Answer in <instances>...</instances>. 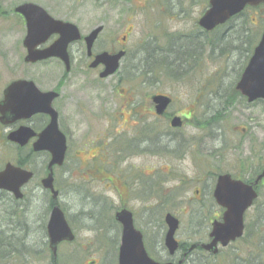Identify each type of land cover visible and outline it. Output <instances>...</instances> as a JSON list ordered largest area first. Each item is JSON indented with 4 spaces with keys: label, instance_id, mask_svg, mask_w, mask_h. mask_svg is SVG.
Wrapping results in <instances>:
<instances>
[{
    "label": "rangeland",
    "instance_id": "obj_1",
    "mask_svg": "<svg viewBox=\"0 0 264 264\" xmlns=\"http://www.w3.org/2000/svg\"><path fill=\"white\" fill-rule=\"evenodd\" d=\"M206 2L207 0H170V11L167 13L161 10L162 6L153 5L151 0H110L106 3L105 0H81L76 3L68 0H43V4L49 7V13L52 16L72 22L81 30L82 34L88 33L99 24H104L105 31L99 36L97 50L105 48V51L109 52L110 49L118 47L119 44H124L122 47L128 53L127 59L122 61L119 70L114 75L105 78V120L103 122L101 121L100 101L95 95H88L92 99L89 104L90 108L85 113L73 110L72 101L65 106L62 129L69 136V152L67 154L68 160L60 174L59 204L65 212L67 221L75 234V239L73 242L62 244L59 247L58 264H90L92 262L93 264H113L116 250L112 248L114 246L112 241L116 238L114 236H102L104 229L97 231L96 234L86 230L85 226L90 225L88 221L82 222V225H77L76 220H73L75 211L79 206L76 203H80L79 200H90L87 199L90 197V193L93 194L92 198L96 197V200H102L100 197H105V200L112 201L113 205L118 207L120 206L119 200H125L126 204V200H145L140 199L141 196L138 193H133V191L137 189V184L141 180L148 181V175L151 177L153 174L157 175L161 181L167 180L166 177H169L173 169L182 171L186 169L184 173L188 178L205 175L207 181L208 179L210 181L212 177L209 176L216 175L219 170L231 171L237 160L246 162V158H248L246 155H248L247 151L249 150L254 156V167L264 161V101L258 100L247 104L234 92L240 73L260 39L264 27V9L248 15L254 19V25L249 23L248 26L252 40L247 44H241L237 40L238 35H235L233 31V25L237 19L218 27L210 34L201 32L197 26V20L206 9ZM9 17L10 13L8 12L2 16L0 14V38H3V41L7 43V45L3 44L6 48L14 51L13 57H11V67L22 68L21 41L24 37L23 29ZM240 23L241 21L236 25ZM163 33L171 36L170 42L172 43L169 44L171 49L170 62L174 63L171 68H167L164 64L163 66L161 60L157 66L152 67L154 47L166 49ZM123 36L126 37L125 42L121 40ZM1 51L0 48V54ZM79 59L80 53L78 52L74 57V70L81 65L79 62L82 61ZM186 59H190L187 64H185ZM129 65L135 67L134 73L129 70ZM54 68H57L54 64L45 67L46 70ZM183 70H186L185 74L182 72ZM188 70L194 71L190 74L187 72ZM152 71L159 81L158 85L161 91L168 92L174 98L170 110L185 114L191 113V120L189 122L184 121V128L176 135V143L179 139L187 140L188 138L189 143H191L192 137L202 136L197 125L194 124L197 118L207 117L205 114L208 109H215L219 115H222L217 120L216 126L217 130L220 129L217 134L221 141L213 140L210 133L206 132L201 137L205 148H203L202 153L198 152V148L192 149L190 147V153L194 155L195 159H197L195 156L197 152L199 156L204 158L207 169L202 171L196 168L194 165L197 163L194 164V158H189L190 156L181 160L174 159L169 156L170 154L160 152L152 154V151H139L125 155L127 153L120 151L123 139H130L134 133H139V127L150 126L153 123L147 117L145 125L140 126L137 118L146 117L144 112L132 120V114L128 118L127 113L135 107H137L136 110L140 107L148 108L149 99L146 100V96L152 94L151 88H149ZM94 77L96 75L93 74ZM89 78L93 79L92 77ZM132 105L134 106L130 107ZM210 115L211 112L208 116ZM210 118H214V114ZM157 128L159 131L163 129L162 126ZM241 129L245 131L243 132ZM209 132L212 133V131ZM102 138L101 142H105L107 162L114 164L112 166L107 164L105 167V175H108L109 179L114 182L105 180V187L104 182L99 180L98 176H93L94 179H91L84 172H81L79 169L82 166L78 167L79 159H75L73 156V153L82 148L83 145ZM165 143V140L160 142L159 138L158 141L155 140L156 145L165 146ZM145 147L146 145L142 143V148ZM169 147L177 148L174 143H170ZM216 147L222 148V158L215 166L214 155L208 154L214 153ZM157 148L158 150L162 149L158 146ZM87 152L84 151L79 155V158L82 159L83 156L86 158ZM240 153L243 155L242 158H239ZM120 155H122L121 160L115 161V158L120 157ZM6 158L8 157H0V161ZM91 173L95 174V172ZM121 175L123 176L122 180L127 179L128 187L115 183V178H118L119 181ZM174 184L173 181L168 182L161 193L160 190L158 191L156 200H167V203L174 204L172 212L180 219L176 239L179 243L191 244L198 241L200 237L196 233L197 225L199 226L202 222L204 226L206 223L194 211L196 210V200L204 199V196L196 195L195 191L198 189L192 183L188 187L185 186L183 193L181 188L174 189ZM175 190L178 197L189 205L179 204L182 200H177ZM169 191L171 192L165 196L164 194ZM174 195L176 198L172 200ZM36 200H39L38 203H40L44 199L38 195ZM150 201L130 202L136 212H139V210L149 206L146 204ZM263 202L262 198L258 199L255 206L245 216V222L253 234L249 238L246 237L249 241L248 244L245 242L237 244V247H240L237 249L238 254L248 264L264 263ZM160 210L159 208L158 211ZM41 213L42 211L38 208H34L32 215L29 216V223L39 224ZM157 219L158 223H154V228H146L149 231L147 237L152 242L153 249L148 242L146 245L148 250L152 251L150 254L154 258L167 256L164 248H161L165 229L158 228L161 220L159 217ZM145 220L146 217L142 215V222ZM142 222H138L139 227H143ZM33 225L25 235L26 237H23L22 233L13 235L12 231L5 232L4 236L10 234L9 240H12L11 237L13 236L18 244L23 239L25 250L22 249L21 253L10 254L9 259L11 261L1 264H24V260H28L26 264H50L46 237L42 230L37 231ZM8 229L14 230L13 227ZM109 240L112 246L105 251V242ZM0 248L2 249V246ZM192 258L193 256L190 260ZM221 259L215 261L212 258L206 264H228L225 258ZM190 260L185 264H196V261Z\"/></svg>",
    "mask_w": 264,
    "mask_h": 264
},
{
    "label": "flooded vegetation",
    "instance_id": "obj_2",
    "mask_svg": "<svg viewBox=\"0 0 264 264\" xmlns=\"http://www.w3.org/2000/svg\"><path fill=\"white\" fill-rule=\"evenodd\" d=\"M68 1L76 3L81 0ZM109 1L110 0H105V3ZM151 2L153 3V5L162 6L161 10L163 12L168 13L170 11V0H158V2L157 0H151ZM207 2L205 6L206 9ZM25 4L38 6L42 8L51 18L70 23L67 20L55 18L54 16H52L49 13V7H46L43 4V0H0L1 16L4 13H10L11 19H13L14 23H16L18 26L20 25L22 27L24 33V37L21 41V47L23 50L21 62L22 68L14 67L13 65V67H11V57H13L14 51L6 48L3 44L7 45V43L3 41V38H0V48L3 51H1L2 57H0V157H8L0 161V171L3 170L7 164H10L17 168L29 171L32 174L31 179L20 189L22 193L21 198L17 199L10 192L0 189V230L10 231L8 228L13 227V229H16L18 231L17 233H22L23 235L27 234V232L30 230V228H32L33 225L32 223H29V216L32 215V210L34 208H38L40 211H42V216L39 217V224L33 225V227L36 228L37 231L42 230L45 235L47 220L53 207L56 205L60 207V174L63 166L65 165V162L68 160L67 154L69 152V136L67 135L65 130L62 129V119L64 118L63 113L65 111V106L67 105V103L72 101L73 110H77L80 113H85L86 110L90 108L89 104L92 99L88 95H95L100 101L101 121L103 122L105 120V77H101V73L104 72L105 65L101 63L97 64L95 67H91V65L94 63L95 58L98 55H101L103 53H107L108 55H115L119 52H122L124 53V55L120 60V67L122 61L127 59L128 53L122 47L124 44H119L118 47L116 46L113 49H110L109 52L105 51V48H101L98 50L96 49L99 36L105 31L104 24H99L91 29L88 33L82 34L81 30L71 22L70 24L75 25L78 29L80 39L69 42L65 49L68 57L69 70H66L64 62H62L58 57H49L47 59L38 60L35 62H26L25 58L28 52L27 48L23 45V41L27 34V21L23 15L17 12V9ZM261 9L263 10L264 6H260L258 8H245L241 13H239L229 21L233 22V20L237 19V21L234 23L235 25H233V31L235 35H238L237 40H239L241 44H247L252 40V38L250 37L251 35L248 26L249 23L254 25V19L250 18V16L248 15L256 13ZM35 18L37 20V18L39 17L36 16ZM38 21L42 22L41 19ZM239 21H241V23L236 25ZM97 28L101 29L97 34V37L93 41L89 53L87 50L85 38L89 36V34L94 29ZM200 30L201 32L206 34L203 29L200 28ZM163 35L165 38L164 44L166 45V49L163 50L157 46L154 47L152 67L157 66V64H159V60H161L163 62H161V64H164L165 66H167V68H171L172 66H174V63L170 62L171 49L169 44L172 43L170 42L171 36L170 34L164 33ZM59 37L60 35L58 33L51 34L43 43L36 47V50L43 51L48 49L54 44L55 41H57ZM125 39L126 37L123 36L121 38L122 42H125ZM200 48L201 47L199 46V49ZM78 52L80 53L79 60L82 62H79V64L81 65L76 70H74V57ZM189 62L190 59H186L185 64ZM50 64H54L57 68L46 70L45 67L49 66ZM61 67H63V70H61ZM128 67L131 73H134L135 67L132 65H129ZM193 71L194 70H188L187 72L191 74V72ZM182 72L185 74L186 70H183ZM93 74L96 75V77L93 78ZM87 76L92 77L93 79H90L89 77L87 78ZM15 82H23V85H18L14 89V91L11 92L9 88ZM158 82L159 81L156 79L154 71H152L149 84V88H151L152 94L146 96V100L149 99L148 108L140 107L138 110H136L137 107H135L134 109L127 112L128 118H130V115L132 114L131 120L136 119V117H139L140 115H142L141 113L144 112V115L146 117L137 118L140 126L145 125V122H147V117H149L147 119H150L151 123H153L150 126L139 127V133H134L130 139H123V144H121L120 151L127 153L125 155H130L139 151H152V154L160 152L162 154H170L169 156L173 157L174 159L181 160H183L187 156H190L189 158H194L193 163H197L196 165H194L196 168H199V170L202 171L204 169H207L205 168L204 158L199 156L198 152L202 153L205 149L203 146V139L201 137H203V134H206V132L210 133V136L213 140L221 141L220 136L217 134V131H220V129H216L217 117L214 116V118H210L211 115L208 116L206 113L205 115L207 117H201L200 119L197 118L194 125H197V129L200 131L202 136H197L196 138L192 137L193 140L191 143H189V138L187 140L179 139V141L176 143V135L181 131L182 128H184V121L189 122L191 120V113L188 112L187 114H185L181 112L179 113V111H171L170 108L174 103V98L171 97L168 92L161 91ZM30 83L33 84L32 87H34L35 89L30 86L32 85ZM51 95L52 97L50 99ZM158 95L166 96L171 99L170 103L165 107L160 115L157 112V104L152 100L154 96ZM20 99H22L25 109L21 113H11L10 109L15 107L17 105V101ZM240 99L245 100L242 97H240ZM45 105H49L50 108L56 113L57 131L63 134L66 140L64 164L62 166L54 165L51 167L52 185L53 190L57 192V201H55L56 199L53 200L51 191L44 189L42 186V180L49 174L50 171L49 163L52 155L51 150L54 143L53 141L56 137L55 131H53L52 129H49L47 131V128L51 121V113L41 110V107ZM133 106L134 105L130 107ZM19 115L20 117H17ZM175 118L179 120V125L177 126L172 125V121ZM158 126H162L163 129L159 131L157 128ZM241 130L243 132L245 131L244 129ZM209 131H212L213 136ZM158 138L160 139V142H163V140H165L166 145H156L155 140L157 139L158 141ZM102 140L103 138L101 140H93L92 142L87 143V145H83L82 148H79V150L77 149V151L73 153V156L75 157V159H79L78 167L82 166L79 169L81 172H84L91 179H94L92 178L93 176H98V179L104 182L105 187V180L114 183L109 179L108 175H105V167L107 166V164L108 166H112L114 164H110L107 162L108 159H106L105 157V142L102 143ZM142 143L146 145L145 148H142ZM170 143L176 144L177 148H170ZM157 146L162 149L158 150ZM190 147L192 149L198 148V152L195 153L197 159H195L194 155L190 153ZM221 150L222 148L216 147L214 153L208 154L214 155L215 160L213 162L214 164L216 163L215 166L222 158ZM84 151H88L86 153L88 154V156L86 155V158L83 156L82 159L79 158V155L84 153ZM240 152L242 153V151ZM241 153V156L239 158H242L243 156ZM247 154L249 156L246 155V157H248L246 158V162L237 160L231 171L219 170L216 175L214 174V176H209L210 178L212 177L210 181L209 179L207 181V177L205 175L203 177L200 176L197 178H188L184 173L186 169L184 171L180 169H173L169 177H166L167 180L161 181L157 175L153 174V177L148 175V181L141 180V182L137 184L138 190L136 189V192L133 191V193H138L139 196H141L140 199L143 198L145 200H126L127 204L124 202L125 200H119L120 206L118 207H115L112 201L105 200V197H100L102 200H96V197L92 198L93 194L90 193L89 195L91 198H87L90 200H79L80 203H76L79 204V206L75 211L73 220H76L77 225H82V222L88 221L90 225L87 224L85 226L86 230L93 231L96 234L97 231L104 229V233L102 236H114L116 238V240L112 241L114 246L110 244V240L105 242V251H107V249L111 246L116 250V264L120 239L122 235V225L119 221L116 220V215L121 213L122 211H127L131 214L134 227L137 230L141 231L143 237H147V232H149L146 228H154V223H158L157 217L160 218L161 222L159 223L158 228L165 229L163 242L161 243L162 247H160L162 249L164 248L163 250L167 254V256H160L159 258H156L160 262H177L179 258L183 257L185 258V262H189L191 256L193 254H196L200 255L204 260L214 258V260L217 261V259L225 258L228 264H248L244 261L243 257L238 254L237 249H240V247H237V244L240 242H245L246 244H248L249 241L246 239V237L249 238L253 235L248 228V224L245 222V216L247 212L253 206H255V203L258 199L262 198V200H264V176L260 180L258 179L259 175L264 170V161H261V163L257 167H254V156L252 155L251 150L247 151ZM122 155H120V157L118 158H115V161H120ZM91 172H95V174ZM224 176H229V181L231 182H238L245 186H251L256 193V198L252 201L251 206L243 213V231L241 236L235 238L233 241H229L225 246H223L220 242H217L215 245L216 251L215 253H212L211 251L205 250L204 246L208 245L213 240V238L210 237L213 224H221L223 216L227 210L225 207L221 206L214 198V190L217 186V183L219 179ZM122 177V175L119 176V181L118 178H115V183H119L120 185L123 184V187H128L127 179L122 180ZM170 181L175 182L174 189L177 190V188H181L182 193L185 190V186L188 187L191 183L197 187L198 190L195 191L196 195H198L199 197L204 196V199H200L199 197H197L199 198V200H196L197 202H195L196 210L194 211L198 216L202 217L203 221L206 222L204 226L202 222V224L200 223L201 226L200 224L199 226L197 225L196 233H198L200 237L198 241L194 242L196 248L189 252L188 245L180 246V244L178 243V251L173 255H169L168 250L164 244V236L167 231L165 219L167 215H171L177 218L179 226L180 219L172 212L174 207L173 203H167V200H156L158 191L160 190L159 192L161 193V191L165 189L163 187ZM140 188H142L143 190H141ZM170 192L171 191H169L168 193L166 192L164 195L167 196ZM38 195H41V197L45 201L43 200V202L38 203L39 200H36ZM133 196L136 197L135 194H133ZM176 197L177 200H182L179 204H188L184 202L183 199L178 197L177 192ZM176 197L174 195L172 197V200H175ZM121 201H123V203H121ZM130 201L150 202L146 204L149 206L145 205L146 207L144 206V209L136 212L135 208L131 206ZM159 208L161 209L160 211H158ZM142 215L146 217V220L143 222ZM103 220L105 221L103 222ZM140 221L142 222L143 227L138 226V222ZM147 242L153 249L152 242L150 240H148ZM19 248L21 250H25V246ZM50 264H56V261H52L50 262Z\"/></svg>",
    "mask_w": 264,
    "mask_h": 264
},
{
    "label": "water",
    "instance_id": "obj_3",
    "mask_svg": "<svg viewBox=\"0 0 264 264\" xmlns=\"http://www.w3.org/2000/svg\"><path fill=\"white\" fill-rule=\"evenodd\" d=\"M264 4V0H209L208 9L201 15L198 20V26L206 32L213 31L216 27L225 24L233 16L240 13L245 7H258ZM17 12L23 15L27 21V34L23 41L24 47L27 48L26 62H35L44 60L49 57H58L65 64L66 70H69L68 57L66 47L69 42L80 39V34L75 25L65 23L51 18L42 8L25 4L17 9ZM36 16L37 18L36 20ZM42 20L39 22L38 20ZM101 28L93 30L89 36L85 38L87 50L90 53L91 46ZM58 33L60 37L54 44L46 50L37 51L36 47L43 43L51 34ZM124 53L119 52L115 55L103 53L95 58L91 67H95L101 63L105 65V70L101 73V77H109L113 75L118 67L119 61ZM23 82H15L9 88L11 92L21 85ZM32 84V83H30ZM23 85V84H22ZM31 87L33 86L30 85ZM35 89L34 87H32ZM237 91L244 97L247 103L256 100L264 101V30L261 38L253 50L249 61L242 72L239 81L235 85ZM23 95V94H22ZM48 96V95H45ZM52 95L50 96L51 99ZM153 101L157 104L158 114L160 115L165 107L170 103V99L164 96H156ZM25 109L22 99L17 101V105L10 109L13 114L21 113ZM30 109V108H29ZM34 109V108H31ZM42 111L51 113V121L47 128L52 129L56 133L55 140L52 145V155L49 163V174L42 180L44 189L52 192L53 200L56 199L57 193L53 190L51 167L61 166L64 161L66 152L65 137L56 127V113L49 105L41 107ZM17 117H20L17 116ZM173 126L179 125L177 118L172 121ZM46 131V132H47ZM264 176V170L259 175L260 180ZM32 177V174L23 169L6 165L5 169L0 172V189L6 190L14 195L15 198H21L20 189ZM229 176L219 179L214 190V198L227 210L223 216L221 224H213L210 237L213 240L206 246L205 250L215 253V245L220 242L225 246L229 241L241 236L243 231V213L248 209L252 201L256 198V193L251 186H245L238 182L229 181ZM117 221L122 225V235L120 247L118 251V264H174L172 262L160 263L149 257L140 231L133 226L131 214L122 211L116 215ZM165 223L168 230L165 234L164 244L170 255H173L178 249L174 235L178 228V221L170 215L166 216ZM48 249L51 253L53 261H56L57 249L60 243L72 242L74 235L65 219L64 213L58 206H54L46 226ZM195 246H191L190 250ZM182 258L177 264H182Z\"/></svg>",
    "mask_w": 264,
    "mask_h": 264
},
{
    "label": "trees",
    "instance_id": "obj_4",
    "mask_svg": "<svg viewBox=\"0 0 264 264\" xmlns=\"http://www.w3.org/2000/svg\"><path fill=\"white\" fill-rule=\"evenodd\" d=\"M221 98L223 99L224 97H221ZM210 112H211V116L213 114L217 113V114L214 115V116L217 117V120L221 117V115H219V113L215 109H212V108L208 109L207 110V115H209L208 113H210ZM10 231H12L13 235L18 232L16 229L10 230ZM5 232L6 231H4V230H0V246H2V249L0 248V250H2V251H0V264L1 263H8L9 261H11V259H9L11 256H9V255L10 254L12 255V254L18 253V248L19 247H22V246H25L24 245V242H23V239H22L21 243L18 244V243L15 242L13 236L11 237L12 240H9L10 234L8 236H4ZM25 235H23V237H26ZM17 246H18V248H17ZM6 254H8V255H6ZM207 261H209V260H207Z\"/></svg>",
    "mask_w": 264,
    "mask_h": 264
}]
</instances>
